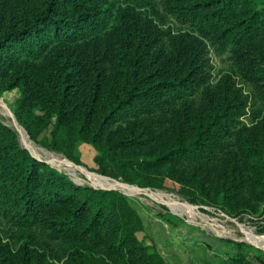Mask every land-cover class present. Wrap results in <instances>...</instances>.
I'll use <instances>...</instances> for the list:
<instances>
[{
	"label": "trees",
	"instance_id": "16d2710c",
	"mask_svg": "<svg viewBox=\"0 0 264 264\" xmlns=\"http://www.w3.org/2000/svg\"><path fill=\"white\" fill-rule=\"evenodd\" d=\"M212 55L230 72L211 79ZM13 89L46 149L82 164L86 143L100 175L264 221V0H0ZM144 229L129 196L76 184L0 120V264H167Z\"/></svg>",
	"mask_w": 264,
	"mask_h": 264
},
{
	"label": "rangeland",
	"instance_id": "374dc122",
	"mask_svg": "<svg viewBox=\"0 0 264 264\" xmlns=\"http://www.w3.org/2000/svg\"><path fill=\"white\" fill-rule=\"evenodd\" d=\"M164 27H168L171 30H177L180 28V26L171 18H167V22ZM211 65V79H215V77H218L224 72H230L229 62L225 57L212 55ZM19 94L20 93L17 89L5 91L1 94L0 120L3 124L10 127L16 133L20 147L32 153L29 147H27L21 141L19 134L10 126V121L7 118V116H9L14 122L16 121L12 112V107L19 98ZM29 139L44 152L55 154L61 160L65 159L68 164L72 165L74 169L78 170L79 172H70L66 169H63L62 167H57L51 164L47 158H43L41 156L42 154L37 156L33 153L37 157L48 161L49 164H51V167H54L58 171L66 174V176L76 184L92 187L94 184L86 177L89 175L139 191V193L131 195L119 188L114 189L126 193V195L130 198L131 205L140 214L145 229L144 231L137 233V236L140 239L145 240L147 243H150L152 239L154 242L157 240L159 241V238L162 237L160 234L163 235L165 240L168 238V240H176L177 242L181 235L182 237L188 239V242H193L192 239L198 235L201 239L211 243L221 244L225 248H232L233 250L237 249L236 243L245 244L253 249H255L256 246L262 247L264 249V234L257 232V227L259 224H264V221L246 220L241 223L233 217L221 212L220 210H216L215 208L209 206L191 203L186 197L179 194L177 191L178 185L173 182L167 181L166 187L164 188L139 187L137 185L128 186L126 183H123L119 180L100 175L95 171L96 165L93 162L95 151L89 144L82 143L79 145L78 150L80 152V160L82 164H75L71 161L77 165L76 167L63 154L48 150L38 142L33 141L30 137ZM84 170L89 173H85ZM187 206L193 207L199 212L201 217L205 219V224L208 228H203V226H201L203 222L200 221V219L195 218L194 221L189 220V217L183 213V209ZM252 239L261 240L262 243L259 245L253 244L250 242ZM262 253L264 254V250Z\"/></svg>",
	"mask_w": 264,
	"mask_h": 264
},
{
	"label": "crops",
	"instance_id": "0c3cea01",
	"mask_svg": "<svg viewBox=\"0 0 264 264\" xmlns=\"http://www.w3.org/2000/svg\"><path fill=\"white\" fill-rule=\"evenodd\" d=\"M160 235L162 237L159 236L160 240L155 241V243L167 264H238L227 259V255L233 257L237 253V249L233 250L232 248H225L221 244L208 242L198 235L192 239L193 242H188V239L182 235L178 242L168 240V238L165 240L163 235ZM204 244L209 248H204ZM256 249L264 250L259 246H256ZM242 264H264V254L249 253Z\"/></svg>",
	"mask_w": 264,
	"mask_h": 264
},
{
	"label": "bare ground",
	"instance_id": "6f19581e",
	"mask_svg": "<svg viewBox=\"0 0 264 264\" xmlns=\"http://www.w3.org/2000/svg\"><path fill=\"white\" fill-rule=\"evenodd\" d=\"M7 118L10 121V126L19 134L21 141L27 146L29 147V149L32 151V153L36 154L37 156L41 155L43 158H47L48 161L51 162V164L57 166V167H62L63 169H66L70 172H79L78 170L74 169V167H72V165L68 164L65 159L61 160L60 158H58L57 155L55 154H51V153H47L44 152L42 149H40L38 146H36L34 143L31 142V140L29 139L28 135L26 134V132L24 131V129L19 126V124L15 121H13L11 119V117L7 116ZM18 126H17V125ZM24 133H23V131ZM83 170V169H82ZM85 173H89L87 171L84 170ZM93 175V174H92ZM94 185L97 186H101V187H115V188H119L121 190H123L124 192H126L127 194H137L139 193V191H136L135 189H131L127 186H122L116 183H112L109 182L107 180H103L101 178L98 177H94V176H86ZM144 193V192H143ZM181 211V210H180ZM183 213L185 215H187L189 217V220L194 221L195 218L200 219V221L203 222V224H201V226H203V228H208L205 224V219L201 217V215L199 214L198 211H196L195 208L187 206L183 209ZM250 242H252L253 244L259 245L262 243L261 240L258 239H252Z\"/></svg>",
	"mask_w": 264,
	"mask_h": 264
},
{
	"label": "water",
	"instance_id": "95a60500",
	"mask_svg": "<svg viewBox=\"0 0 264 264\" xmlns=\"http://www.w3.org/2000/svg\"><path fill=\"white\" fill-rule=\"evenodd\" d=\"M13 115V114H12ZM31 153V152H30ZM31 155L33 156V157H35V158H37V159H40V160H42V161H45V162H47L48 164H49V162L48 161H46V160H44V159H41V158H39V157H37L36 155H34L33 153H31ZM71 162V161H70ZM72 163V162H71ZM72 164H74V163H72ZM49 165H51V164H49ZM75 165V164H74ZM76 167H77V165H75ZM116 182H118V181H116ZM120 183V182H119ZM123 184V183H122ZM126 185H128V186H132V185H129V184H126ZM92 187H94V188H103V189H116L115 187H101V186H99V187H97V186H95V185H93ZM124 193V192H123ZM126 194V193H125Z\"/></svg>",
	"mask_w": 264,
	"mask_h": 264
}]
</instances>
